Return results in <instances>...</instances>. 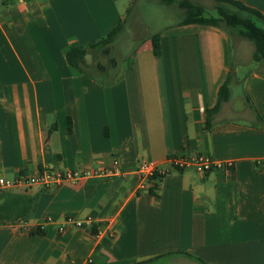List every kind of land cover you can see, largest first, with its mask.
Wrapping results in <instances>:
<instances>
[{
	"label": "crops",
	"instance_id": "obj_1",
	"mask_svg": "<svg viewBox=\"0 0 264 264\" xmlns=\"http://www.w3.org/2000/svg\"><path fill=\"white\" fill-rule=\"evenodd\" d=\"M172 1L0 4V175L109 168L114 159L124 171L9 189L35 197L36 205L25 229L0 224V264H134L156 256L153 264H264V69L234 68L242 104L229 97L205 129V111L232 65L231 35L181 24L183 17L150 28L148 2L184 15L180 0ZM235 1L264 17V0ZM129 7L137 45L116 81L67 64L70 45L96 42ZM255 20L264 27V18ZM152 33L160 36L159 55ZM85 61L92 63L91 54ZM178 154H205L231 166L207 173L170 168L168 158ZM140 161L168 172L142 178L134 170ZM88 215L91 227L63 222ZM47 216L56 222L37 229ZM178 251L203 263L164 255Z\"/></svg>",
	"mask_w": 264,
	"mask_h": 264
},
{
	"label": "trees",
	"instance_id": "obj_2",
	"mask_svg": "<svg viewBox=\"0 0 264 264\" xmlns=\"http://www.w3.org/2000/svg\"><path fill=\"white\" fill-rule=\"evenodd\" d=\"M167 3L173 2L172 0H164ZM215 2L216 15H208L202 5L194 4L190 0H180L177 2L178 6L184 10V17L181 24L188 23H202L212 26H217L227 33L236 29L242 36L254 45L252 60L260 62L264 60V27L256 23V18L263 19L264 17L256 10L246 7L235 0H213ZM131 7L127 8L125 17L117 22V24L103 37L94 43L80 45L72 44L65 51V60L67 64L75 69L77 72L87 74V69L96 71L107 76L104 81L113 82L119 78L118 65L114 62L109 66L99 62V54L110 55L113 44L117 41L118 37L125 29L127 17L130 15ZM207 14V15H205ZM152 43V52L154 55L160 54V36L158 33H152L149 36ZM91 54L92 63L87 64L85 56ZM111 56H109L110 58ZM112 61V59H110ZM132 60L130 57L127 59V65L131 66ZM111 71V72H110ZM102 76L104 77V75ZM235 76L234 67H229V71L219 86L217 92V99L213 107L206 109L204 128L208 129L213 125V117L219 111L223 102L227 101L230 95V82ZM96 79V77H94ZM104 81H100L105 83ZM259 120V116H257ZM36 205V198L26 193L12 192L8 190H0V224L7 222H17L19 220H26L33 215ZM40 232L39 230H36ZM35 232V231H33ZM175 253L182 254L183 256L194 259L200 263L203 261L185 251L168 252L167 256ZM161 256L152 257L146 260L138 261L134 264H153L154 261Z\"/></svg>",
	"mask_w": 264,
	"mask_h": 264
},
{
	"label": "built area",
	"instance_id": "obj_3",
	"mask_svg": "<svg viewBox=\"0 0 264 264\" xmlns=\"http://www.w3.org/2000/svg\"><path fill=\"white\" fill-rule=\"evenodd\" d=\"M4 0H0V4ZM170 168L173 169H184L192 168L198 173H207L212 170H222L228 169L231 166L230 161H222L219 159L212 158L205 154H195L186 155L178 154L172 155L168 158ZM137 173L141 175L142 178H151L155 175H165L168 170L161 168L154 161H140L136 164L135 169ZM124 171L121 169L119 161L114 159L111 167H103L99 169H49L44 168L31 175L19 174L16 178L10 179L0 175V190H9L14 187L19 186H31L39 185L43 187H48L50 185H60L63 183H76L81 180L91 178V177H111V176H121ZM27 220V219H26ZM26 220H19L13 222V224L20 229H25ZM56 222L55 218L47 216L39 224H37V229H42L46 225H52ZM64 224L74 226V227H91L94 219L92 216L88 215L84 218H75L72 216H66L63 220ZM64 225H59L56 227L58 232H62ZM90 261V260H88Z\"/></svg>",
	"mask_w": 264,
	"mask_h": 264
},
{
	"label": "rangeland",
	"instance_id": "obj_4",
	"mask_svg": "<svg viewBox=\"0 0 264 264\" xmlns=\"http://www.w3.org/2000/svg\"><path fill=\"white\" fill-rule=\"evenodd\" d=\"M194 4L202 5L208 15H216L215 2L213 0H190ZM146 11L143 10V14L148 15L149 18H145L146 23L150 28L161 27L172 21L184 17L183 14L175 16L171 13L165 14L166 10L161 7V5L156 3L148 2L145 6ZM205 14V15H207ZM231 52H232V68L238 67L239 70H244V72L250 71L252 69H264V60L262 62H255L252 60V53L254 45L252 42L248 41L244 36H242L236 29L231 31ZM133 29L130 24L127 23L124 29V33L121 34L117 41L113 44L110 55L99 54V62L109 65L114 62L116 65L126 64L128 57L132 54V51L136 47L137 40H132L136 38ZM140 41V40H139ZM109 56H111L109 58ZM112 59V61L110 60ZM120 67V66H119ZM234 76L230 82V100H234L233 104L239 106L242 104L241 101V83L238 82ZM229 99V98H228ZM225 108V107H224ZM226 110L222 111L225 112Z\"/></svg>",
	"mask_w": 264,
	"mask_h": 264
}]
</instances>
